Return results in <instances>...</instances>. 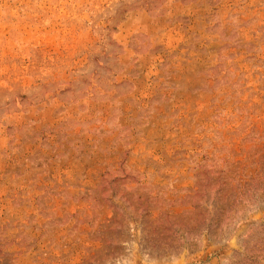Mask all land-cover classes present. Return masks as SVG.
Masks as SVG:
<instances>
[{"label": "rangeland", "instance_id": "1", "mask_svg": "<svg viewBox=\"0 0 264 264\" xmlns=\"http://www.w3.org/2000/svg\"><path fill=\"white\" fill-rule=\"evenodd\" d=\"M0 264H264V0H0Z\"/></svg>", "mask_w": 264, "mask_h": 264}]
</instances>
